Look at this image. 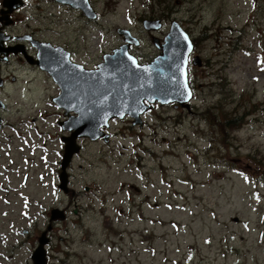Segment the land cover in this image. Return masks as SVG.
Returning <instances> with one entry per match:
<instances>
[{
    "label": "rangeland",
    "instance_id": "374dc122",
    "mask_svg": "<svg viewBox=\"0 0 264 264\" xmlns=\"http://www.w3.org/2000/svg\"><path fill=\"white\" fill-rule=\"evenodd\" d=\"M90 3L92 20L55 0H25L8 29L59 44L93 68L123 42L118 28L138 38L129 50L146 63L160 52L153 37L162 43L176 21L201 61L189 67L192 99L156 105L141 127L111 120L108 142L78 137L60 193L31 169L24 216L19 195L0 196V264H32L49 225L46 264H264V0ZM149 18L161 28L146 30ZM40 100L31 99L28 116L53 113L40 124L56 130L49 120L57 115ZM4 183L0 176V192ZM56 208L66 216L51 222Z\"/></svg>",
    "mask_w": 264,
    "mask_h": 264
},
{
    "label": "water",
    "instance_id": "95a60500",
    "mask_svg": "<svg viewBox=\"0 0 264 264\" xmlns=\"http://www.w3.org/2000/svg\"><path fill=\"white\" fill-rule=\"evenodd\" d=\"M56 1L80 10L88 18L95 17L89 0L87 2L85 0ZM21 5L22 0H3V6L6 7L5 12H11ZM142 25L146 30L156 31L161 27V20L144 19ZM117 33L123 36L126 43L115 48L112 53L105 54L103 61L94 69L70 62L69 52L60 46L54 47L49 42L33 43L39 50L38 57L46 61L50 59L52 62L49 66L53 69V77L55 80L57 78L62 85V93L59 97L65 113L68 115L71 110L76 113L75 116H69L63 121L64 130L72 131L70 136L64 137L63 172L61 174L63 190H66V166L71 157L80 149L79 144L76 143L78 137L95 140L102 136L106 141L107 136L100 128L107 126L108 120L123 118L127 115L133 117L134 124H140L139 115L150 109L152 103L176 102L180 105H187L192 96L188 83V66L194 45L178 22L170 23L169 31L163 37L161 44L158 38L153 37V43L160 49V52L149 63H139L129 53V45H137L138 40L128 29L118 28ZM185 36L187 40L184 39ZM189 44L191 45L190 51ZM129 57L136 61L135 65ZM59 60H62L63 67L62 71L56 75L54 70L56 71ZM191 64L200 65L199 57L193 56ZM42 65L47 67L44 63ZM185 83L187 88L184 87ZM64 218V211L56 208L52 211L50 221ZM49 230L50 225L38 237L37 246L30 256L32 264H46L45 247L49 242L47 236Z\"/></svg>",
    "mask_w": 264,
    "mask_h": 264
},
{
    "label": "flooded vegetation",
    "instance_id": "af4514ba",
    "mask_svg": "<svg viewBox=\"0 0 264 264\" xmlns=\"http://www.w3.org/2000/svg\"><path fill=\"white\" fill-rule=\"evenodd\" d=\"M22 2V6L18 7L16 10L5 12L6 7L3 6V0H0V162H8L7 164L0 163V176L5 181L4 185L1 187L4 192H0V196L4 195V201L8 203L11 199L10 196L17 194L22 200L20 205L23 207L27 201L26 198H24V189L29 183L31 169H33L34 173L36 172L35 175L38 184H48L50 191L53 193L51 195H54L57 191L60 193L63 190L61 186V174L63 172L64 137L70 136L72 132L64 130L63 121L65 120H63V116L64 114L68 117L75 116L76 113L73 110L69 111L68 115L65 113V109L61 105L62 100L59 97L62 93V85L57 81V78L55 80L53 77V69L49 66L52 62L50 59H47V61L41 60L38 57L39 50L33 43L49 42L54 47L62 46L45 39H39L29 31L14 33L8 29V27H11L16 21V13L25 7V0ZM97 17L98 15H96V18ZM86 18L89 20L95 19ZM120 36L123 42L119 43L117 47L126 43L123 36ZM62 48L68 51L66 48ZM115 48H113L112 51ZM68 52L70 62L81 64L72 58V53L70 51ZM42 63L46 64L48 68L44 67ZM58 64L56 71L54 70L56 75L62 71V60H59ZM81 65L86 67L83 64ZM44 79L49 80V88H55L54 94L47 96L44 93L46 90V87L43 85ZM40 86H43L41 90H39ZM39 97L42 105L46 106L48 109H53L52 111L57 115L55 122L49 120L50 125L56 126V130H46L45 127H42L40 124V121L46 123L47 117L51 116L53 113L47 114L46 111H43V113L39 111V113L33 117L28 116L31 99H33L32 102H34V105L37 106L35 104V99ZM25 105H27L26 110ZM156 105H158V103H153L152 108L148 111H151ZM25 112L28 117H24ZM143 114L140 115V118ZM123 118H128L131 124H133L132 117L125 116ZM113 119L107 121V126L100 128L101 131L106 134L107 140H103L101 136L91 141L103 140V142H108L111 140L110 136H113V133L110 132V122ZM137 125L140 127L143 125L142 119L140 124L137 123ZM63 131L68 132V134L64 135ZM56 146H58V149ZM54 153L56 157H54L53 160L51 157ZM39 168H41V170ZM18 178L20 183L15 181ZM5 195H8V197ZM24 209L25 207L21 210L23 216L25 213ZM50 218L51 215L49 214V221ZM23 231L25 230L23 229Z\"/></svg>",
    "mask_w": 264,
    "mask_h": 264
},
{
    "label": "trees",
    "instance_id": "16d2710c",
    "mask_svg": "<svg viewBox=\"0 0 264 264\" xmlns=\"http://www.w3.org/2000/svg\"><path fill=\"white\" fill-rule=\"evenodd\" d=\"M233 121H234V117H232V118L231 117L224 118V123L227 126H230L233 123Z\"/></svg>",
    "mask_w": 264,
    "mask_h": 264
},
{
    "label": "snow or ice",
    "instance_id": "6c2138e0",
    "mask_svg": "<svg viewBox=\"0 0 264 264\" xmlns=\"http://www.w3.org/2000/svg\"><path fill=\"white\" fill-rule=\"evenodd\" d=\"M85 2H87V0H85ZM184 39L187 40V36H185ZM188 47H189V51H190L191 50V45L189 44ZM129 59L132 61V63L134 65L136 64V61L134 59H132L131 57H129ZM184 87L187 88V84L186 83L184 84ZM188 95H190V93H188Z\"/></svg>",
    "mask_w": 264,
    "mask_h": 264
}]
</instances>
